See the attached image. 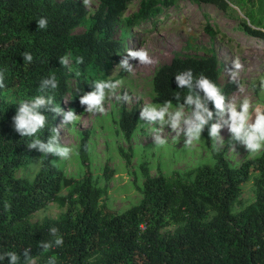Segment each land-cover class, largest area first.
<instances>
[{
  "label": "trees",
  "instance_id": "trees-1",
  "mask_svg": "<svg viewBox=\"0 0 264 264\" xmlns=\"http://www.w3.org/2000/svg\"><path fill=\"white\" fill-rule=\"evenodd\" d=\"M134 0H98L92 14L75 0H0V72L4 88H0V255L14 251L24 264L23 251L31 249L36 264H264V151L254 158L231 167L220 153L212 152L213 164L202 165L178 175L150 177L140 166L143 182L140 200L121 213L108 210L101 199L105 187L99 188L85 172L79 179L64 176L47 154L29 149L39 138L47 143L59 131L63 115L45 109V128L35 137H21L14 130L13 117L23 101L44 95L63 112L80 114V97L92 91L97 80H106L107 73L122 54L121 41L129 29L172 6L175 0H139L135 13L123 17ZM194 4L212 5L228 10V0H188ZM45 17L46 29L37 22ZM242 31L264 41V28L240 21ZM81 28L80 33L74 31ZM204 30L213 35L209 27ZM118 31L120 39L114 37ZM31 53L33 61L23 59ZM204 57L173 56L158 66L151 76L153 102L162 104L175 97L183 102L187 90L177 88L175 75L191 69L194 76L205 75L226 95L234 83L220 86V65L211 48ZM68 56L69 67L59 63ZM83 57L84 63H77ZM55 77V90L40 91L43 79ZM75 80L73 93L68 78ZM11 97L5 99V94ZM67 98V99H66ZM68 104L65 106V101ZM211 108V104L209 105ZM138 122L136 106L120 105L116 125L122 138L129 142ZM87 131L78 144V158L87 162ZM206 146L211 140L206 128L202 133ZM60 143V140H59ZM127 167L130 152L118 150ZM39 163L31 178L15 177V171ZM252 177L253 204L233 214L241 186ZM111 171L103 168L108 180ZM65 194L62 195L61 192ZM55 203L63 208L55 218H44L30 224L29 217ZM55 227L64 239L62 247L43 250L41 241L54 240L49 229ZM170 230V231H163ZM0 264H8L7 260Z\"/></svg>",
  "mask_w": 264,
  "mask_h": 264
},
{
  "label": "rangeland",
  "instance_id": "rangeland-1",
  "mask_svg": "<svg viewBox=\"0 0 264 264\" xmlns=\"http://www.w3.org/2000/svg\"><path fill=\"white\" fill-rule=\"evenodd\" d=\"M75 1L88 14H92L98 4V0H94L92 7L86 9L83 0ZM227 4L228 10L223 12L212 5H196L188 0H175L172 6L161 9L159 14L132 26L125 39L121 41L122 54L117 62L113 63L106 77V80L113 81L121 79L123 84L117 92L119 94L127 92L132 97L131 102L125 103L114 98L106 99L104 105L106 111L95 115L86 113L87 106L80 105L83 111L76 114L77 120L66 125H62L61 121L60 144L72 148L73 152L66 160L47 154L49 160L67 178L79 179L87 172L96 186L105 187L106 195L101 199V203L108 210L121 213L138 203L139 189L144 180L140 166L146 169L150 177L161 174L164 177L178 175L181 179H187L188 171L202 165L213 164L211 151L220 153L231 167H237L242 161L260 154L251 155L240 145H236V151H232L228 145L230 133L227 127L221 129L220 136L225 144L219 150L213 140L209 147L206 146L203 137L193 146L185 147L183 136L177 137L167 126L160 130L162 136L167 139V144L157 146L152 139L153 129L139 117L141 108L145 104H156L153 102L151 76L158 66L167 64L173 56L204 57L205 50L209 48L214 52L220 65L218 84L223 86L233 83L228 70L232 68V61L239 57L244 65V70L240 73V82L248 86L246 94L252 97L254 103H264V96L252 87L264 78V41L248 36L240 27V21H245L264 28V0H228ZM138 5L139 0L132 1L124 11L123 17L135 13ZM205 26L209 27L213 35L204 30ZM81 31L82 29L78 28L74 32ZM114 37L120 39L118 31L115 32ZM140 47H144L149 52L154 63L139 65L138 61L130 60V63L136 66L134 74L120 69L118 65L127 55V50H137ZM75 85V80L69 77L68 88L71 93L75 91ZM237 91L235 85V89L227 98L235 97L238 103L242 96ZM10 97V93L5 94V99ZM67 104L66 100L65 106ZM120 105L126 109L136 106L138 110V122L129 142L122 138L116 125L117 110ZM83 131L88 132L86 163H82L77 154ZM119 149L122 151L129 149L130 162L127 167L118 152ZM39 167V163L30 164L25 168L17 169L14 175L18 178L31 179L38 172ZM104 167L111 171L108 180L103 177ZM254 175L241 186V193L231 208L233 214L253 204ZM61 194L64 195L65 192L62 191ZM63 210L55 203H48L43 209L33 213L28 222L35 224L40 223L44 218H55Z\"/></svg>",
  "mask_w": 264,
  "mask_h": 264
},
{
  "label": "clouds",
  "instance_id": "clouds-1",
  "mask_svg": "<svg viewBox=\"0 0 264 264\" xmlns=\"http://www.w3.org/2000/svg\"><path fill=\"white\" fill-rule=\"evenodd\" d=\"M94 0H83L86 9H90ZM37 22L39 29L48 27V20L45 17ZM23 59L27 63L33 61L31 53L25 52ZM138 61L139 65H152L153 59L149 52L140 47L137 50H127V55L122 58L118 67L124 72L134 74L136 66L130 63ZM77 63L83 64V57L77 58ZM59 63L64 67H69L70 60L68 56L61 57ZM244 70V65L239 57L232 61V68L228 70L231 81L237 86L238 93L242 99L237 103L235 97L228 99L221 88L206 77L200 74L194 76L191 69L185 70L175 75V83L178 89L187 90V94L180 102V96L175 97L177 104L173 108L171 100H166L162 104H145L140 111L141 121L146 122L153 129L152 139L157 146L167 144V139L161 134V129L169 127L177 137L183 136L184 146L191 147L195 142L201 140L202 133L207 128L208 136L215 142L217 150L225 144L220 136L221 129L227 127L230 133L228 145L232 151H236V145L243 146L251 155H256L264 151V103L253 102L250 95H247L248 86L240 82V73ZM123 81L97 80L92 84L93 90L80 97V105L85 108L89 114H103L106 99L114 98L117 101L129 103L132 97L127 92L119 94L117 90L122 86ZM4 73L0 72V88H4ZM58 87L55 77L43 79L40 82V91L45 92L49 89L55 90ZM253 90L264 96V78H261L253 86ZM227 101V103H226ZM211 104V108L209 105ZM45 109L57 115H63L62 125L70 124L78 119L74 111L63 112L60 107L53 106L51 97L39 95L28 101L19 104L16 115L13 117L14 130L21 137H35L38 132L43 130L46 125L47 116L41 112ZM56 135L51 136L47 143L39 138L33 139L27 145L29 149H38L45 154H53L61 159H69L73 149L59 143V131L55 128ZM50 236L54 240L41 241L39 247L43 250H49L55 247H62L63 237L55 227L49 229ZM31 249L23 251L24 264H35L31 256ZM7 260L8 264H20V255L14 251L5 252L0 255V261ZM48 264H56L54 257L48 259Z\"/></svg>",
  "mask_w": 264,
  "mask_h": 264
}]
</instances>
